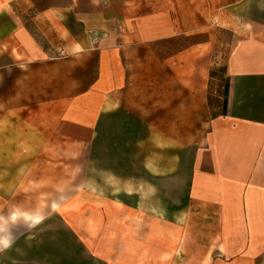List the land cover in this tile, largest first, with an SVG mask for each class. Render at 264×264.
Returning a JSON list of instances; mask_svg holds the SVG:
<instances>
[{"label":"crops","instance_id":"crops-1","mask_svg":"<svg viewBox=\"0 0 264 264\" xmlns=\"http://www.w3.org/2000/svg\"><path fill=\"white\" fill-rule=\"evenodd\" d=\"M61 178H106V264H264V0H0V264Z\"/></svg>","mask_w":264,"mask_h":264},{"label":"rangeland","instance_id":"rangeland-1","mask_svg":"<svg viewBox=\"0 0 264 264\" xmlns=\"http://www.w3.org/2000/svg\"><path fill=\"white\" fill-rule=\"evenodd\" d=\"M218 42L225 56L232 42L230 34L223 31ZM46 188L47 200L56 195L55 190L64 199L80 192L82 206L79 214L46 215L43 221L46 230L31 233L32 240L38 239V235L46 239L47 264H106L94 254L102 256L106 252V178H61V181L46 183ZM71 225L78 230L70 231Z\"/></svg>","mask_w":264,"mask_h":264},{"label":"clouds","instance_id":"clouds-1","mask_svg":"<svg viewBox=\"0 0 264 264\" xmlns=\"http://www.w3.org/2000/svg\"><path fill=\"white\" fill-rule=\"evenodd\" d=\"M25 219L32 221L33 223H37L42 219V217H40V216H25ZM0 244H2L3 247L7 248L10 244L9 238L4 237V238L0 239Z\"/></svg>","mask_w":264,"mask_h":264}]
</instances>
